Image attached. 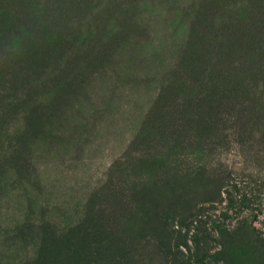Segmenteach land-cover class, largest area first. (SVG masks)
<instances>
[{
    "label": "rangeland",
    "instance_id": "obj_1",
    "mask_svg": "<svg viewBox=\"0 0 264 264\" xmlns=\"http://www.w3.org/2000/svg\"><path fill=\"white\" fill-rule=\"evenodd\" d=\"M179 63L201 82L147 118ZM263 86L264 0H0V264H164L152 229L123 251V216L147 211L129 194L155 176L137 157L187 143L212 106L230 141L217 159L264 171V144L242 153L228 128L232 108L264 114Z\"/></svg>",
    "mask_w": 264,
    "mask_h": 264
},
{
    "label": "trees",
    "instance_id": "obj_2",
    "mask_svg": "<svg viewBox=\"0 0 264 264\" xmlns=\"http://www.w3.org/2000/svg\"><path fill=\"white\" fill-rule=\"evenodd\" d=\"M207 1L211 3L214 0ZM197 11L200 13L199 6ZM192 69L180 63L177 65L171 82L163 87L157 99L153 108L155 113L151 111L147 118L152 114L156 116L162 103H172L178 97L176 90H183L185 80L193 87L196 77L201 82L203 71L196 70L195 73L201 74L195 76ZM231 74L229 71L225 74L219 72V81L210 83L209 94L218 93V102L224 100L226 89L223 85L232 79ZM209 76L208 73L204 74L203 81L206 82ZM258 92L260 98L264 96V86L253 92V96L256 97ZM261 103L264 104L263 101ZM249 107L251 110L244 119L245 106L232 108L235 114L228 116L233 117L228 128L234 127L233 132L237 134L236 142L240 148L247 141L250 142L242 153L258 156L261 150L259 143L264 144V114L256 115L252 121L251 117L259 108ZM211 108L206 113L199 112L189 118L188 125L194 132L184 143L189 148L173 136L169 153L157 149L137 157L147 177L155 176L140 183V188L131 190L129 194L133 205L144 207L147 211L138 222H134L131 212L123 216V251L131 240L139 235L144 237L143 232L152 229L157 232L158 249L165 259L164 264H264V230L254 224L258 214H264V171L256 160L246 167L238 162L230 166L217 159L222 151L228 150L230 141L227 133L224 134L221 111L219 116L206 117ZM218 131L222 136L215 139L212 133ZM191 136L193 140H190ZM144 140V131L141 130L133 140L132 147ZM254 144L259 145V150L255 151ZM244 162L247 164V161ZM254 162L256 165L251 166ZM218 206L219 212L216 213ZM260 222L264 228V218Z\"/></svg>",
    "mask_w": 264,
    "mask_h": 264
}]
</instances>
